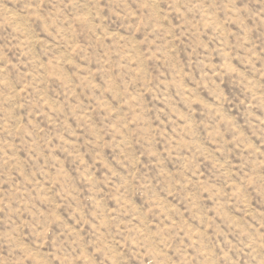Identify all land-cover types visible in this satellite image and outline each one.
I'll return each mask as SVG.
<instances>
[{
  "label": "rangeland",
  "instance_id": "374dc122",
  "mask_svg": "<svg viewBox=\"0 0 264 264\" xmlns=\"http://www.w3.org/2000/svg\"><path fill=\"white\" fill-rule=\"evenodd\" d=\"M0 264H264V0H0Z\"/></svg>",
  "mask_w": 264,
  "mask_h": 264
}]
</instances>
